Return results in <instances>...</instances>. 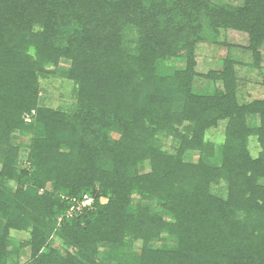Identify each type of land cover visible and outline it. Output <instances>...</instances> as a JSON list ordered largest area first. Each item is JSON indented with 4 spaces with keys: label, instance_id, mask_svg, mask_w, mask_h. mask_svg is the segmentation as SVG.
I'll list each match as a JSON object with an SVG mask.
<instances>
[{
    "label": "trees",
    "instance_id": "trees-1",
    "mask_svg": "<svg viewBox=\"0 0 264 264\" xmlns=\"http://www.w3.org/2000/svg\"><path fill=\"white\" fill-rule=\"evenodd\" d=\"M230 31L252 61L224 42L201 71L199 45ZM263 45L264 0H0V264H264V94L244 98L236 74L261 68ZM55 76L69 107L40 105Z\"/></svg>",
    "mask_w": 264,
    "mask_h": 264
},
{
    "label": "rangeland",
    "instance_id": "rangeland-1",
    "mask_svg": "<svg viewBox=\"0 0 264 264\" xmlns=\"http://www.w3.org/2000/svg\"><path fill=\"white\" fill-rule=\"evenodd\" d=\"M215 3H233L238 4L241 0H211ZM223 43L213 45L209 42L201 43L197 50V60L198 66L201 71L206 72L209 69L217 68L219 60L225 55L227 47L224 45V42L230 43L232 46L229 48L231 55L240 60L242 64L250 63L251 55L248 51L242 47L247 44L246 37L243 34H238L237 32L230 31L222 34L220 36ZM262 53V66L260 69H250L246 65L236 66L237 76L239 78L240 92L246 99H252L255 97H260L264 94V45L261 48ZM218 61V63L216 62ZM216 63V64H215ZM66 61H62L59 65V68L64 69L67 67ZM263 83V84H262ZM195 88L198 90L201 89H211L213 84L211 81L205 78H196L195 79ZM41 93H40V105L49 106V107H69L72 103V91L73 83L69 80H65L60 77H51L49 79H41ZM17 135V134H16ZM27 136H20L19 139L14 140L15 143L19 142L20 144V157L22 160L21 165L24 166V158L27 154ZM207 138L212 140L217 146L222 143L224 139V124L221 123L218 126L211 128L207 133ZM160 145L169 151L174 150L176 141H174L169 135H161L159 137ZM249 149L252 155H256L259 151L258 145L255 138L251 137L249 139ZM190 159V157H188ZM104 201V199H101ZM10 239L14 244H19L21 241L27 239V234L23 231L11 230ZM140 242L136 241L133 246V250H137ZM153 246L161 247L163 242L153 241L151 243ZM172 241H166V245H172ZM57 241L53 242V246H58ZM20 251H23L20 254L19 260L21 262L27 260L28 258V249L23 248ZM100 259H107V248L100 245ZM14 257V256H13ZM15 259V257L13 258Z\"/></svg>",
    "mask_w": 264,
    "mask_h": 264
},
{
    "label": "built area",
    "instance_id": "built-area-1",
    "mask_svg": "<svg viewBox=\"0 0 264 264\" xmlns=\"http://www.w3.org/2000/svg\"><path fill=\"white\" fill-rule=\"evenodd\" d=\"M93 203V197L88 194H83L81 197L70 198L69 206L65 212L66 216L71 217L80 213L84 208L90 207ZM61 217L58 218V221Z\"/></svg>",
    "mask_w": 264,
    "mask_h": 264
}]
</instances>
